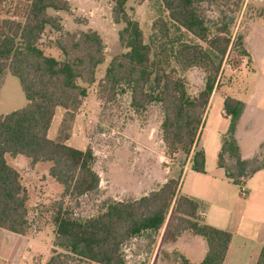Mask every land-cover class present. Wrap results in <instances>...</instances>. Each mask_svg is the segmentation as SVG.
<instances>
[{
  "label": "trees",
  "instance_id": "obj_1",
  "mask_svg": "<svg viewBox=\"0 0 264 264\" xmlns=\"http://www.w3.org/2000/svg\"><path fill=\"white\" fill-rule=\"evenodd\" d=\"M9 7L0 11V94L1 77L9 70L20 81L28 104L0 118V229L27 236L32 228L28 220L29 195L20 172L10 165L7 156H24L32 164L51 163V178L64 188L66 197H82L97 191L101 178L94 170L93 150H79L67 145L69 124L75 120L88 86L96 82L97 68L106 61L102 36L94 31H68L50 10L70 12L67 0H0ZM113 4V22L122 26L119 43L125 52L114 57L101 82L102 99L114 101L118 95L131 93V106L145 111L151 105L161 106L164 119L162 138L167 156L173 160L183 151L192 154L191 169L204 173V151L193 152L200 138L210 98L219 85L218 77L231 45L226 28H211L198 15L194 0H161L169 19L180 29L208 46L185 45L178 60L183 70L203 59L207 74L205 86L191 96L183 78L157 68L151 48L145 42L140 23L127 10L130 1L107 0ZM15 3V6L13 5ZM5 10V11H4ZM47 30L59 33L56 47L63 59L47 55L41 41ZM217 60V61H215ZM58 108L66 111L57 140L49 131ZM225 114L231 119L229 133L224 136L218 164L236 185L259 168L246 170L235 140L236 123L244 103L228 97ZM236 161L232 171L226 158ZM180 180L171 179L158 190L134 201H110L105 211L86 220L74 219L62 212V204L54 216L55 240L52 256L45 264H128L124 246L147 232L158 233L169 214L174 222V236L189 231L205 239L207 254L200 264H224L232 235L202 223L199 204L179 193ZM169 234V233H168ZM179 255V254H178ZM177 264H191L180 256ZM256 264H264V245Z\"/></svg>",
  "mask_w": 264,
  "mask_h": 264
},
{
  "label": "rangeland",
  "instance_id": "obj_2",
  "mask_svg": "<svg viewBox=\"0 0 264 264\" xmlns=\"http://www.w3.org/2000/svg\"><path fill=\"white\" fill-rule=\"evenodd\" d=\"M70 2L73 4V12L58 14L65 29H94L100 33L106 46V61L98 66L96 82L88 86V96L83 100L75 114V120L69 124L70 127L66 131L70 137L67 145L79 150H86L88 147L93 150L96 157L93 168L101 177L100 188L82 197H66L64 188L49 174L51 163L32 164L24 156H7L8 163L22 175L29 195L28 220L32 228L31 233L39 234L40 239H46L49 243H52L55 235L56 226L53 219L59 209L57 204L63 203L61 209L63 213L66 212V216L79 220L96 217L105 211L110 200L108 183L104 184L103 179H107L106 175L111 168L115 172L111 192H118L121 185L119 181L125 178V165L128 161H135L134 147L137 145V137L143 138L141 141L145 143L154 133L153 138L160 145L156 150L159 155L162 152L159 111L154 108L158 104L137 112L131 106L129 91L118 95L111 102L100 96L101 82L112 59L125 52L119 43V31L122 26L116 25L112 19L113 4L107 0ZM3 4L0 11L9 7V2L3 1ZM13 5L15 6V3ZM194 7L211 28L212 34H215L217 29L226 28L231 38V45L218 77L219 93L257 107L264 116V0H194ZM127 10L140 22L145 42L151 48L152 60L157 68L183 78L190 95L197 96L204 88L207 77L203 59L200 58L196 66L183 70L182 61L178 60L177 55L181 54L185 45H200L202 52H206L208 46L173 24L161 0H147L143 3L130 1ZM2 14L3 12L0 14V20L3 18ZM50 14L57 15L53 10H50ZM59 37V33L47 30L41 45L47 55L63 59L56 47ZM1 79L0 118L28 104L17 77L7 70ZM148 110L151 111L149 115ZM64 115V110L58 108L49 132L50 139L57 140ZM243 161L247 162L246 170L249 172L263 168L264 144L260 154ZM226 164L234 172L239 169L236 161L230 157L226 158ZM167 220L169 225L174 224L172 214H169ZM168 233L164 240L173 238L174 230L171 229ZM157 241L156 234H148L142 239H133L127 243L124 246V254L128 264H150L154 255L153 246ZM157 259L166 264H177L180 261L177 253L164 255L161 248Z\"/></svg>",
  "mask_w": 264,
  "mask_h": 264
},
{
  "label": "crops",
  "instance_id": "obj_3",
  "mask_svg": "<svg viewBox=\"0 0 264 264\" xmlns=\"http://www.w3.org/2000/svg\"><path fill=\"white\" fill-rule=\"evenodd\" d=\"M67 1L71 11L66 13H71L73 4L70 0ZM60 12L63 11L56 12V16L61 19L58 15ZM219 92L216 87L210 98L200 138L192 151V153L204 151L206 158L204 173L191 169L192 154L187 155L180 151L173 160L168 158L161 130L163 111L160 105H156L154 108L159 111L160 117L161 155L156 150L159 142H155L154 133L145 143L141 141L143 138L137 137V145L134 147L135 161L133 163L128 161L125 165V178L120 179L118 192L114 190L111 192L115 173L111 168L103 183H108L110 201L126 202L147 196L171 179L180 180L179 193L199 204L202 223L231 233L232 239L224 264H256L264 245V169L256 171L245 180L243 187L246 190V197H243L241 186L230 180L226 170L219 166L222 141L231 126V119L224 110L228 96ZM150 113L148 110L147 115ZM260 113L257 107L244 103V110L234 133L242 160H249L260 154L264 144V116ZM146 134L148 135L147 132ZM171 229L167 220L158 233L147 232L135 239L156 234L158 241L153 246L154 255L150 264H166L157 259L160 248L164 255L177 253L188 259L191 264H200L208 251L205 239L186 231L164 240ZM31 232L27 236H22L0 229V264H36L37 261H39L37 264L47 263L52 256L55 235L52 243H49L46 239L45 241L40 239L39 234Z\"/></svg>",
  "mask_w": 264,
  "mask_h": 264
},
{
  "label": "built area",
  "instance_id": "obj_4",
  "mask_svg": "<svg viewBox=\"0 0 264 264\" xmlns=\"http://www.w3.org/2000/svg\"><path fill=\"white\" fill-rule=\"evenodd\" d=\"M241 195L243 196V197H246V190H245V188L243 187V184L241 185Z\"/></svg>",
  "mask_w": 264,
  "mask_h": 264
}]
</instances>
